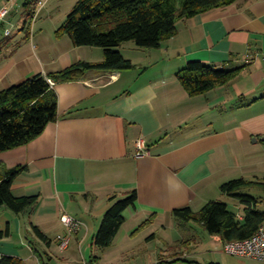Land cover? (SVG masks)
<instances>
[{
    "label": "crops",
    "instance_id": "crops-1",
    "mask_svg": "<svg viewBox=\"0 0 264 264\" xmlns=\"http://www.w3.org/2000/svg\"><path fill=\"white\" fill-rule=\"evenodd\" d=\"M15 3L5 0L3 7ZM176 28L177 34L157 49L135 47L146 65L129 59L135 65L131 70L91 71L78 81L56 85L58 121L28 145L0 153V169H25L13 183V194L38 198L20 215L0 208V231L9 232L0 240V255L19 264H98L101 258L94 251L104 249L95 245V237L113 198L134 191L138 195L124 214L126 222L114 245L117 239H135L143 225L175 217L177 209L190 207L198 213L224 194V184L245 179L242 155L258 154L264 142V0H238L178 20ZM83 48L63 52L55 72L81 61H103L102 50H92L100 58L93 61L81 53ZM14 56L0 57V91L49 73L41 57H30L32 64L27 57ZM191 61L245 69L232 83L191 97L177 78ZM139 138L147 141L150 157L135 156ZM63 214L85 225L64 251L59 240L68 235ZM26 215L29 225L26 218L20 222ZM23 233L30 235L28 243ZM213 237L220 243L213 259L169 256L148 264H230L223 256L225 243ZM16 243L21 250L28 245L26 255L18 253ZM81 252H88V260Z\"/></svg>",
    "mask_w": 264,
    "mask_h": 264
},
{
    "label": "trees",
    "instance_id": "trees-1",
    "mask_svg": "<svg viewBox=\"0 0 264 264\" xmlns=\"http://www.w3.org/2000/svg\"><path fill=\"white\" fill-rule=\"evenodd\" d=\"M238 0H80L60 31L70 36L75 47L104 50L102 62H77L58 72L35 75L24 82L0 91V153L28 145L40 137L47 126L56 123L58 95L55 86L80 80L86 73L122 72L135 68L116 48L134 42L139 49H157L177 34L178 20L195 18L212 10L232 5ZM245 67L220 69L200 61H191L177 78L191 97L204 95L236 80ZM48 80L54 82L52 86ZM25 169H0V208L7 207L20 215L32 208L37 197H17L13 183ZM264 186L257 181L237 179L224 184L222 193L237 198L243 206V219L228 204L212 201L198 213L190 207L177 209L173 215L186 222L196 221L225 245L252 238L264 223V212L257 198L244 191ZM138 201L137 192L114 199L95 237L101 249L111 247L126 222V210ZM0 231V240L8 237ZM0 264H19L18 259L0 255Z\"/></svg>",
    "mask_w": 264,
    "mask_h": 264
},
{
    "label": "rangeland",
    "instance_id": "rangeland-1",
    "mask_svg": "<svg viewBox=\"0 0 264 264\" xmlns=\"http://www.w3.org/2000/svg\"><path fill=\"white\" fill-rule=\"evenodd\" d=\"M4 1L0 0V10L5 8L3 7ZM17 1L18 4H7L9 14L6 18L0 20V57L7 55H15L17 56L16 59L27 57L28 63L32 64L34 61L30 60V57L33 58L34 56L37 59L41 57V60L46 65V70L49 73L55 72L59 68V62L61 63L58 57L74 46L70 36L62 33L60 28L80 0H30V5H25L27 0ZM135 47L136 44L134 42H127L116 48V50L120 51L127 59H133L134 63H145L144 65H146L147 61L145 59L142 60L140 58L141 55H137L138 47H136L137 49ZM95 48L84 47L81 49V53L90 60L99 61L98 54L96 55L92 51ZM96 49L102 50L103 60L104 50L101 48ZM263 146L264 142H260L257 147L258 154L253 151V153H244L241 159L242 165L247 169L245 171V179L257 181L261 184H264V153L261 152L264 151ZM244 193L257 198L258 209L264 212V186L248 188ZM216 201L228 204L229 208L236 213L241 211V204L237 198L221 194ZM3 216L7 217L5 213ZM24 218H26L25 220L29 225V217L27 215L22 217L20 222ZM8 222L10 220H7ZM162 223L154 224L152 221L150 224L142 226L135 239L126 238L124 242H120L117 239L112 247L104 249L102 252L94 251V255L101 258L98 264H148L150 260L157 257L166 259L169 256H200L204 260H210L214 258V253L220 247V243H215L216 239L209 235L196 221L186 222L171 216L165 218ZM15 226L16 224L14 223V229ZM153 235H155L154 239L151 238ZM14 236L17 239V236ZM21 237H25L27 243L31 240L28 233H23ZM15 245L18 253L27 254L28 245L24 246L25 250H21L20 244L16 243ZM39 251L41 257L47 262L48 257L44 251L40 249ZM191 251L193 252L190 254ZM81 254L84 259L88 260V252H81ZM223 256L230 264H263L251 259L235 258L228 254H223ZM162 264H183V262L174 261Z\"/></svg>",
    "mask_w": 264,
    "mask_h": 264
},
{
    "label": "built area",
    "instance_id": "built-area-1",
    "mask_svg": "<svg viewBox=\"0 0 264 264\" xmlns=\"http://www.w3.org/2000/svg\"><path fill=\"white\" fill-rule=\"evenodd\" d=\"M8 14L9 10L7 7L0 10V20L4 19ZM48 81L52 86H54V82L52 80ZM151 155L152 152L149 149L145 138H139L136 142L135 156L137 158H145L150 157ZM240 219H242V217ZM61 222L68 231L67 236H59L60 249L64 251L69 247L71 236L82 230L85 225L80 220L68 214H63L61 216ZM224 252L230 256L242 259L264 262V223L260 226L258 232L252 238L227 243L224 247Z\"/></svg>",
    "mask_w": 264,
    "mask_h": 264
},
{
    "label": "water",
    "instance_id": "water-1",
    "mask_svg": "<svg viewBox=\"0 0 264 264\" xmlns=\"http://www.w3.org/2000/svg\"><path fill=\"white\" fill-rule=\"evenodd\" d=\"M254 141H256V140H254Z\"/></svg>",
    "mask_w": 264,
    "mask_h": 264
}]
</instances>
